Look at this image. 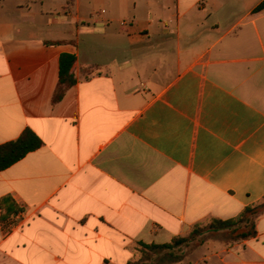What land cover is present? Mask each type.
Segmentation results:
<instances>
[{"label": "crops", "instance_id": "0c3cea01", "mask_svg": "<svg viewBox=\"0 0 264 264\" xmlns=\"http://www.w3.org/2000/svg\"><path fill=\"white\" fill-rule=\"evenodd\" d=\"M263 2L0 0V145L44 142L0 171V264H129L264 199ZM173 264H264V215Z\"/></svg>", "mask_w": 264, "mask_h": 264}, {"label": "trees", "instance_id": "16d2710c", "mask_svg": "<svg viewBox=\"0 0 264 264\" xmlns=\"http://www.w3.org/2000/svg\"><path fill=\"white\" fill-rule=\"evenodd\" d=\"M264 9V2L256 11ZM59 43V42H53ZM77 57L72 53H63L60 57V78L55 91L53 102L62 100L66 91L76 83L73 67ZM44 144L40 136L32 129L27 128L19 138L0 145V171L8 168L12 164L24 158L29 152L34 151ZM1 205L3 207V201ZM20 209L15 206V211ZM264 215V199L246 206L237 216L229 219L210 218L204 222L194 225L192 231L184 237H176L172 242L166 244H146L139 243L142 247L152 250L157 254V264H173L180 262L184 254L176 251V247L193 240L199 239L208 231H228L233 240H244L257 235V221ZM129 264H140L137 260L130 261Z\"/></svg>", "mask_w": 264, "mask_h": 264}, {"label": "rangeland", "instance_id": "374dc122", "mask_svg": "<svg viewBox=\"0 0 264 264\" xmlns=\"http://www.w3.org/2000/svg\"><path fill=\"white\" fill-rule=\"evenodd\" d=\"M206 222L207 221H205L204 224ZM201 239L202 236L199 239L193 240L189 244L183 243L176 247V251L184 254L192 245L197 244ZM157 257L156 252L141 246L138 248V256L135 260L139 261L140 264H157Z\"/></svg>", "mask_w": 264, "mask_h": 264}, {"label": "built area", "instance_id": "2783aa9c", "mask_svg": "<svg viewBox=\"0 0 264 264\" xmlns=\"http://www.w3.org/2000/svg\"><path fill=\"white\" fill-rule=\"evenodd\" d=\"M125 25H127V23H124Z\"/></svg>", "mask_w": 264, "mask_h": 264}]
</instances>
